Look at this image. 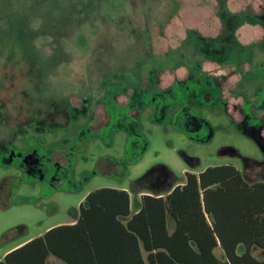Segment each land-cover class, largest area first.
Here are the masks:
<instances>
[{"label":"rangeland","instance_id":"obj_1","mask_svg":"<svg viewBox=\"0 0 264 264\" xmlns=\"http://www.w3.org/2000/svg\"><path fill=\"white\" fill-rule=\"evenodd\" d=\"M221 164L264 182V0H0V260L96 188Z\"/></svg>","mask_w":264,"mask_h":264},{"label":"trees","instance_id":"obj_2","mask_svg":"<svg viewBox=\"0 0 264 264\" xmlns=\"http://www.w3.org/2000/svg\"><path fill=\"white\" fill-rule=\"evenodd\" d=\"M183 175L163 196L141 194L133 214L126 190L96 188L73 223L23 242L0 264H46L49 255L65 264H264L253 254L264 251V182H247L231 164Z\"/></svg>","mask_w":264,"mask_h":264},{"label":"crops","instance_id":"obj_3","mask_svg":"<svg viewBox=\"0 0 264 264\" xmlns=\"http://www.w3.org/2000/svg\"><path fill=\"white\" fill-rule=\"evenodd\" d=\"M183 182V181H182ZM182 182H180V183H182ZM138 183H130V185L128 186V187H125V186H123V185H121V186H117V187H111V186H103V187H111V188H116V189H124V190H126L127 192H128V195H129V200H130V213L131 214H133V213H136L138 210H139V208H140V202H139V198H140V196H141V194H145V193H147V194H151V195H153V196H163V195H165L166 193H168L169 192V190H171L172 188H173V186H175L176 184H179V183H175V184H173L172 186H171V188L170 189H168V190H159V191H150V190H144V189H142L139 185H137ZM85 196H86V194H85ZM77 216H78V213H77V215H75L71 220H69L68 222H65V223H60V224H68V223H73L75 220H76V218H77ZM168 224H169V226H171L172 225V219L171 218H169L168 219ZM56 225H58V224H56ZM54 226V225H53ZM50 227H52V226H50ZM49 227V228H50ZM48 229V228H47ZM46 229V230H47ZM45 230V231H46ZM44 231V232H45ZM44 232H41V233H39L38 235H41L42 233H44ZM38 235H36V236H38ZM35 237V236H34ZM33 238V237H32ZM29 239H31V238H29ZM28 239V240H29ZM25 241H27V240H25ZM25 241H23V242H25ZM23 242H20V243H18L17 245H14V246H12V247H10L8 250H6L5 252H4V254L7 252V251H9V250H11V249H13V248H15L16 246H19L20 244H22ZM4 256V255H3ZM65 264L64 262H62L61 260H59L58 258H56L55 256H53V255H49L48 257H47V259H46V264Z\"/></svg>","mask_w":264,"mask_h":264}]
</instances>
